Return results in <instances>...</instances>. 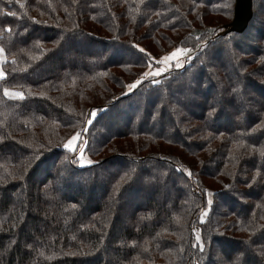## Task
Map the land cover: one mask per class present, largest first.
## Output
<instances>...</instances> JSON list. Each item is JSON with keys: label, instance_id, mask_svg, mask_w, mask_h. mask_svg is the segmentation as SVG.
Returning a JSON list of instances; mask_svg holds the SVG:
<instances>
[{"label": "trees", "instance_id": "1", "mask_svg": "<svg viewBox=\"0 0 264 264\" xmlns=\"http://www.w3.org/2000/svg\"><path fill=\"white\" fill-rule=\"evenodd\" d=\"M233 6L0 0V264H264V0L219 35Z\"/></svg>", "mask_w": 264, "mask_h": 264}, {"label": "rangeland", "instance_id": "2", "mask_svg": "<svg viewBox=\"0 0 264 264\" xmlns=\"http://www.w3.org/2000/svg\"><path fill=\"white\" fill-rule=\"evenodd\" d=\"M260 4H262L261 3V1H260V3H259V5ZM79 47H77V49H78ZM176 48V49H175ZM179 46H175V47H173V49H171L172 50V55H177V56H179V58H180V60L179 61H177V62H172L171 64H170V66L167 68V69H165V70H163V72H166V71H169V70H171L172 69V67H177V68H180V67H182L183 65H184V63H185V61H186V56H185V52H184V50L182 49V48H180ZM182 49V50H181ZM79 50V49H78ZM170 50V51H171ZM181 50V51H180ZM167 53H169V52H167ZM171 54H169V55H171ZM187 54V53H186ZM3 59H4V54H3V52L0 50V65H1V63L3 62ZM62 63H63V61H62ZM157 63H158V66H155V67H151L149 70H147V72H146V74H145V76H146V78H151V77H156L155 75H158L159 73H156V72H154L153 70H155V69H161V60L159 59L158 61H157ZM58 64H59V62H56L55 64H54V67L55 66H58ZM51 71V70H50ZM130 89V88H129ZM183 92H185V93H183V95L185 96L188 92L187 91H183ZM189 98L187 97V96H185V97H182L181 98V100L179 99V101L182 103V104H184V102L185 101H187ZM185 108H187V106L185 107ZM72 139V138H71ZM71 139H69L65 144H64V147H66V148H68L69 150H73V151H75V153H76V156H77V158L79 159V162H80V164L81 165H85V164H88L87 163V161H88V158L85 156V155H83V147L81 146V147H79V145H77V143H78V138L77 137H74L73 139H72V143L70 142L71 141ZM71 143V144H70ZM77 148V149H76ZM17 155V152H13V155ZM31 181H35L34 179H31ZM75 184V183H74ZM73 184V185H74ZM75 185H78V186H81V183H78L77 182V184H75ZM83 185V184H82ZM98 188L95 190V191H97V190H99V187H100V184H99V186H97ZM211 197H212V193L211 192H207V201H208V203H210V201H211ZM99 197L97 196V193L95 192L94 194H93V196L91 197V198H89L88 197V195H86V197H84V203H82V205H83V207L84 206H86V207H89V206H92V205H94V204H96L97 202H99ZM131 199H128L127 201L125 200V204H127V205H125V208H124V210L121 212V214L119 215V222L116 224V228H117V230H116V232L117 233H119V231H121V229H124L125 227H126V224H127V219H128V216H129V213H130V204H131V201H130ZM206 214V210H204L203 212H202V217L204 216ZM195 233H196V237H197V241L199 242V235H198V232H196L195 231ZM250 263V262H249Z\"/></svg>", "mask_w": 264, "mask_h": 264}, {"label": "water", "instance_id": "3", "mask_svg": "<svg viewBox=\"0 0 264 264\" xmlns=\"http://www.w3.org/2000/svg\"><path fill=\"white\" fill-rule=\"evenodd\" d=\"M252 17V0H234L233 17L222 27L219 35L242 33Z\"/></svg>", "mask_w": 264, "mask_h": 264}, {"label": "crops", "instance_id": "4", "mask_svg": "<svg viewBox=\"0 0 264 264\" xmlns=\"http://www.w3.org/2000/svg\"><path fill=\"white\" fill-rule=\"evenodd\" d=\"M175 49H176V48H175ZM179 49H180V48H179ZM181 50H182V49H181ZM181 50H180V51H181ZM171 53H172V50L169 51V53H166L165 55H163V56L160 58V60H161V69H155V70H153L154 72L159 73L158 75H160L161 73H163V70L167 69V68L170 66V64H171L172 62H177V61L180 60L179 56H177V55H172ZM169 54H171V55H169ZM158 75H155V76H158ZM70 142L72 143V141H70ZM71 143H70V144H71Z\"/></svg>", "mask_w": 264, "mask_h": 264}, {"label": "snow or ice", "instance_id": "5", "mask_svg": "<svg viewBox=\"0 0 264 264\" xmlns=\"http://www.w3.org/2000/svg\"><path fill=\"white\" fill-rule=\"evenodd\" d=\"M130 87H133V88H134V87H135V85H131ZM93 115H95V113H93Z\"/></svg>", "mask_w": 264, "mask_h": 264}]
</instances>
